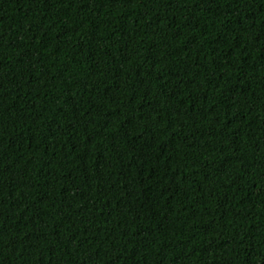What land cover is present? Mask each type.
<instances>
[{
  "label": "trees",
  "instance_id": "16d2710c",
  "mask_svg": "<svg viewBox=\"0 0 264 264\" xmlns=\"http://www.w3.org/2000/svg\"><path fill=\"white\" fill-rule=\"evenodd\" d=\"M0 264H264V0H0Z\"/></svg>",
  "mask_w": 264,
  "mask_h": 264
}]
</instances>
